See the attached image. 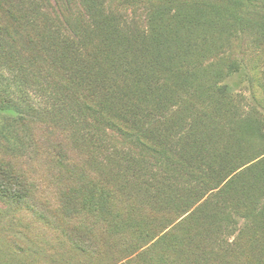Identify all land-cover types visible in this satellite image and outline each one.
I'll return each instance as SVG.
<instances>
[{"label": "rangeland", "instance_id": "obj_1", "mask_svg": "<svg viewBox=\"0 0 264 264\" xmlns=\"http://www.w3.org/2000/svg\"><path fill=\"white\" fill-rule=\"evenodd\" d=\"M0 23V168L29 190L0 195V264H264V0H0Z\"/></svg>", "mask_w": 264, "mask_h": 264}, {"label": "trees", "instance_id": "obj_2", "mask_svg": "<svg viewBox=\"0 0 264 264\" xmlns=\"http://www.w3.org/2000/svg\"><path fill=\"white\" fill-rule=\"evenodd\" d=\"M13 20H14L13 31L15 30V32L10 37L12 38L11 40L13 42H16V40L18 39L16 34L18 33L21 25L15 18H13ZM8 28L9 27L6 24L0 23V34H1V31H3V29L8 30ZM28 37H29V35H28ZM20 38H23V37H20ZM26 39L29 41L30 44H32L31 39H29V38H26ZM46 50H47V48H46V45L44 44V52H46ZM44 56L47 59H51V56H49V54H47V53L44 54ZM28 60L36 61L38 59L36 56L30 55ZM45 75H47L49 77L54 76V74L51 71L45 72ZM213 91L216 92L215 88H213ZM53 146L55 147V145H53ZM56 148H58V147H56ZM249 164H250V162L243 164V165H240V166H236L234 169H232L230 172H228V174H226L224 180L222 181V185L227 184L228 182L231 184H236L237 182H240V177H241V176H239L240 171L243 170L244 167L249 166ZM215 170H217V169H214L213 171H215ZM221 170L223 171L224 168L222 167ZM77 176L79 177V175H77ZM229 187H230V185H229ZM28 194H29V190L25 186L19 184V178L14 173H12L11 170H6L4 168H0V195L8 196L11 199H15V201H23L24 199L28 198Z\"/></svg>", "mask_w": 264, "mask_h": 264}]
</instances>
